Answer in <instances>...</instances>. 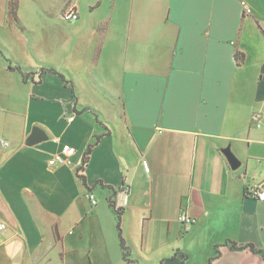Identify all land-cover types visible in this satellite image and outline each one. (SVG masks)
<instances>
[{
	"label": "crops",
	"instance_id": "crops-1",
	"mask_svg": "<svg viewBox=\"0 0 264 264\" xmlns=\"http://www.w3.org/2000/svg\"><path fill=\"white\" fill-rule=\"evenodd\" d=\"M10 4L0 0V264H264L231 247L264 250V201L250 192L264 181V0H19L18 20ZM70 7L79 19L63 18ZM8 58L56 67L77 97L60 75L25 80ZM35 128L47 138L28 145ZM108 131L84 182V153ZM65 148L69 161L50 165Z\"/></svg>",
	"mask_w": 264,
	"mask_h": 264
},
{
	"label": "trees",
	"instance_id": "trees-1",
	"mask_svg": "<svg viewBox=\"0 0 264 264\" xmlns=\"http://www.w3.org/2000/svg\"><path fill=\"white\" fill-rule=\"evenodd\" d=\"M18 9H19V0H11L10 11H11V15L13 16V18L15 20H18ZM0 52L3 55H5V52L1 48V46H0ZM238 59L241 60V57L238 56ZM8 60H9V63L11 65V66H9V68L12 69V70L20 71L22 76H23V78L25 80H28L29 76H31V75L35 76V74L37 73V72H28L26 69H24L19 64L12 65V60L10 58H8ZM45 73H52V74L60 75L63 78V80L65 81L66 85L71 89L73 96L77 97V92H76L77 86L75 85L74 81L71 80V79L68 80L65 77V75L60 70H58L54 66H44V67H41V69L38 71L37 75L39 77H41L42 74H45ZM83 110L84 111H94L93 109H91L89 107L83 108ZM108 134H109V131L107 133H105V134H102V135H96L95 136V141L91 142L88 145V147H87V149H86V151L84 153V156H83V159H82V163H81L80 167L78 168V174H79L80 178L83 179L84 182L86 180V175L84 174V172H85L87 166L90 163L91 156H92V153L94 151V148L97 145V143L99 142V140L103 137V135H108ZM114 195H115V192H114ZM118 228L120 229V220L118 222ZM119 237H120V244H121V248H122L124 259L128 261L129 260V254H130V246L127 245L126 240L123 238L122 232H119ZM231 247L234 248V249H243L245 247H249L251 250H253L255 252H258V253H261V254L264 255V250L256 248L253 244H249V245H245L244 246V245H238L236 242H232L231 243Z\"/></svg>",
	"mask_w": 264,
	"mask_h": 264
},
{
	"label": "built area",
	"instance_id": "built-area-1",
	"mask_svg": "<svg viewBox=\"0 0 264 264\" xmlns=\"http://www.w3.org/2000/svg\"><path fill=\"white\" fill-rule=\"evenodd\" d=\"M63 18L68 21H74L79 19V14L77 10L74 7H70L67 11L63 13ZM255 120L258 119L257 116H253ZM0 144L1 145H9V141L3 139L0 137ZM75 153L74 148H65L62 152L56 153L53 155L49 161L50 165H55L57 163H65L69 161V158ZM143 167L146 172L150 171V166L147 160H143ZM250 192L254 194L260 201H264V181L260 184H255L250 188ZM88 197L91 200L93 205H96L98 203V198L96 195L92 192H88ZM128 197H125V202L127 203ZM180 221L184 224L185 228L188 229L195 221L196 219L192 216H190L188 213H182L179 217ZM6 224L1 223L0 224V230L5 229Z\"/></svg>",
	"mask_w": 264,
	"mask_h": 264
},
{
	"label": "water",
	"instance_id": "water-1",
	"mask_svg": "<svg viewBox=\"0 0 264 264\" xmlns=\"http://www.w3.org/2000/svg\"><path fill=\"white\" fill-rule=\"evenodd\" d=\"M47 135H45L40 128H35L34 132L31 134V136L27 139L28 145H34L39 141V139H46ZM225 155L227 156L231 166L233 169H237L241 165V161L238 159V157L234 154V152L231 150V148L228 146L223 150Z\"/></svg>",
	"mask_w": 264,
	"mask_h": 264
}]
</instances>
